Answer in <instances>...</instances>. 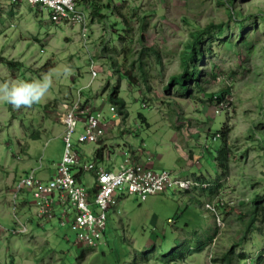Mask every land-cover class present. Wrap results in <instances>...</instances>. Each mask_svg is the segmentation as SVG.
<instances>
[{
    "label": "rangeland",
    "instance_id": "rangeland-1",
    "mask_svg": "<svg viewBox=\"0 0 264 264\" xmlns=\"http://www.w3.org/2000/svg\"><path fill=\"white\" fill-rule=\"evenodd\" d=\"M223 1L76 0L87 21L85 43L76 25L50 22L45 8L27 0H0V85L51 80L39 103L15 108L0 100V264H74L82 249L74 243V232L60 226L55 217L37 218L32 194L17 192L15 187L31 170L37 177H49L64 147L57 110L78 92L110 121L105 159L114 163L112 167L123 160L120 151L128 154L129 148L140 146L175 176L195 175L209 182L219 178L217 199L234 205L218 211L222 225L217 226L204 208L211 200L207 192L169 188L145 198L115 192L118 198L107 211L101 243L80 264H131L134 253L150 247L182 251L184 261L176 264H215L212 259L228 249L245 250L249 257L245 264L255 260L264 264V155L258 136L249 130L257 118L264 123V21L260 18L264 0H230L227 5ZM231 11H238L232 19ZM119 13L126 15L127 24ZM209 23L227 27L224 34L205 38L200 45L202 50L210 49L200 54L198 62L205 92L197 95L203 100L195 99L193 90L184 96L174 92L173 86L166 90L169 77L181 69L179 56L190 32ZM128 44L131 53L124 54ZM141 47L156 48L159 58L150 52L142 57L145 79H140L134 63L137 83L129 84L123 74L120 78L113 74L110 57L129 65L137 60ZM7 60L20 65L11 66ZM117 84L125 116L117 109L109 110L113 104L107 94ZM221 91L223 102L209 100ZM222 127L229 147L225 173L216 164L221 139L212 135ZM35 132L38 136L33 137ZM104 164L110 163L104 160ZM81 180L93 183L89 172ZM253 194L260 197L256 220L244 235L243 222L234 214L243 208L240 200L249 201ZM21 224L26 226L24 231L19 230ZM211 234L203 250L188 255L189 245L196 246ZM102 250L105 255H99Z\"/></svg>",
    "mask_w": 264,
    "mask_h": 264
},
{
    "label": "built area",
    "instance_id": "built-area-1",
    "mask_svg": "<svg viewBox=\"0 0 264 264\" xmlns=\"http://www.w3.org/2000/svg\"><path fill=\"white\" fill-rule=\"evenodd\" d=\"M14 1L16 0H12ZM27 1L41 9L45 8L50 22L54 24L76 25L81 37L86 40V17L76 5V0ZM91 72L95 76V71ZM110 110L114 111L113 106ZM57 116L64 125V147L52 174L48 179L41 180L34 170H31L15 187L17 192L26 190L32 194L37 218L49 221L53 216L56 217L60 226L74 232V243L80 244V247L94 246L96 241L101 240L106 213L114 202L115 192L145 198L173 186L188 187V181L174 179L167 170L153 169L129 151L128 154H123V160L115 169L103 167L97 158L90 162L83 161L81 155L84 145L103 139L110 121H105L99 110L82 104L78 99L63 103L61 110L57 111ZM78 124L79 131L73 142L71 137ZM88 172L93 176L92 185H87L81 180L83 174ZM206 206L213 210L212 206ZM19 227L20 231L26 228L24 225ZM64 237L68 239L66 234Z\"/></svg>",
    "mask_w": 264,
    "mask_h": 264
},
{
    "label": "trees",
    "instance_id": "trees-1",
    "mask_svg": "<svg viewBox=\"0 0 264 264\" xmlns=\"http://www.w3.org/2000/svg\"><path fill=\"white\" fill-rule=\"evenodd\" d=\"M227 3H230V0H226L222 2L223 5H227ZM235 13H238V11L236 12L231 11L229 13V18L230 19L234 18L233 16ZM119 14H120L119 16L122 17L123 22L125 24L126 15L121 14V13ZM142 18L144 19V16ZM260 18L264 21V12H262V16H260ZM141 22H142V27H141L142 29L144 28L145 23H144V20ZM235 22L237 24L238 29L241 31L243 28L241 20H238ZM226 27L227 25L224 23H217V24L209 23L203 29H195L190 32V37L185 42L184 48L181 51L180 56H179L181 69L177 73L172 74L169 77L167 81V85H166V90H169L170 87L173 86L172 87L173 91L174 92L177 91L176 93H178L179 96L187 95L190 92H192L190 90H193V93L194 92L196 93V96L194 98L199 99L200 101L203 100V99H200L197 95V94L205 92L204 87L202 86V83H201V79L203 77L202 76L203 70L199 68L198 62L200 61V57H199L200 54L204 55L205 54L204 50H206L205 52L209 53L210 49L209 47L204 46L202 50L200 49V45L203 43V39L205 38H209L210 40L212 37L215 38L218 35L224 34V30ZM125 31H128V28H126ZM120 38L123 39L124 37L121 36ZM123 51H124V54L131 53V44H128L124 48ZM134 52L135 51L133 50V53ZM149 52L150 54L155 56L156 60L157 58H159V55L157 54L158 51L154 47H148V48L141 47L137 54L138 56L137 60H133L131 63H129V65H126V63L124 62L123 64H118L113 58L110 57V64L112 67L113 74H117L118 78H120L119 76L120 74H123L128 79L129 84L137 83L136 73H134V67H133V64L137 63L136 67L142 76L140 79H145L146 71L143 67L145 63L142 60L143 59L142 57L147 56ZM6 64H9L11 66H18L20 65V62L7 60ZM224 94L225 93L221 91V93L219 94L210 95L209 100L213 101L214 99L215 100L214 103H221L224 101ZM107 100L116 107L119 114H121L122 116H125L127 114L125 110V102L122 98L119 97L118 84L109 90L107 94ZM85 102H87V100ZM48 104L49 102L46 103L45 106L48 107ZM262 108L263 110H261V113L264 112V106H262ZM249 130H250V133L252 134L255 133L258 136L257 141L259 142V147L264 155V123H262V119L257 118L255 121H253V125L252 127H250ZM212 135L214 139L216 138V136H218L221 139V146L220 148L217 149L216 164L218 168L221 169L222 173H225V168L228 162L227 156L229 152V149H228L229 147L226 146L228 142V136L224 130V127L220 128L219 131H217L216 133H213ZM32 136L33 137L38 136V132L33 133ZM101 150L102 148H98L96 150V154L98 155L99 158L102 157ZM220 175L224 176V174H221V173ZM197 179L199 181H204V182L209 183V187L207 188V190L201 189V191L202 192L207 191L210 199H213L214 196L217 195L216 193L219 188L217 183L219 184V178H217L213 182H209L205 179H202V177L201 178L197 177ZM160 193H164V192L162 191ZM218 199L219 200L215 201V204H214L215 210L217 211V213H219L218 211H221L227 207H230V209H233L234 205L228 204L225 200H222L221 198H218ZM259 200H260V197L257 194H253V197L250 198L249 201L244 202L243 200H240L242 201L240 205L243 206V208L234 215L236 216V218L239 219V221L243 222V226H244L243 234L244 235L247 232H250L251 229L253 228L254 222L256 220V214H257L256 204ZM245 205L247 206V208L245 207ZM216 228L218 229V227L216 226L214 230H216ZM104 230L105 228L102 231V236L104 235ZM214 233L216 232L214 231L213 234ZM212 238H213V235L211 234L206 240L200 242L198 245L196 246L189 245L187 249L188 255L193 250H196V251L203 250L206 244L210 242ZM100 243H101V240L99 242L96 241L94 246H87L85 248L79 249L76 253L74 264H80V262L84 261L88 252L92 251L94 254ZM150 248H151L150 250H144L141 252L134 253L131 257L132 260L130 261V263L131 264H151L150 261L154 260L156 262L159 261V262H163L166 264H170V263L176 264L175 262L184 261L185 254L182 251L174 250L173 248H171L169 252H166L167 250H164L161 247H157L155 249H152V247ZM99 255H105V251L104 250L100 251ZM258 257H260V255H258ZM248 258H249L248 254L245 250H242L240 252H235L232 249H228L227 251L223 252L218 257L213 258L212 261L215 264H245ZM251 262H254V260ZM254 264H259L258 260H255Z\"/></svg>",
    "mask_w": 264,
    "mask_h": 264
},
{
    "label": "clouds",
    "instance_id": "clouds-1",
    "mask_svg": "<svg viewBox=\"0 0 264 264\" xmlns=\"http://www.w3.org/2000/svg\"><path fill=\"white\" fill-rule=\"evenodd\" d=\"M86 37H87V35H86ZM85 39H87V38H85ZM83 41H84V39H83ZM84 42L86 43V41H84ZM50 87H51V80L50 79H43L41 81H38V82H35V83H32V84H27L25 86H15V87H13L10 83H4V84L0 85V100L11 104L15 108L28 107V106H31L33 103L41 102L42 99L44 98L47 90ZM77 99L80 100L82 102V104L91 105L90 103L85 102L86 100L82 99L81 92H78L76 94V98L75 99L72 98L71 100H64V101L65 102H72V101L77 100ZM112 106L114 108V111H116V107L114 105H112ZM91 107L95 109V107H93V106H91ZM56 120L62 125V128H63L62 133L64 134V125L62 124V122L60 121V119L58 117L56 118ZM78 131H79V124L77 125L76 132L74 133V135H75L74 138H73V136L71 137V140L73 142H75V140L77 138ZM109 133H110V130L108 128V131H107L106 135H108ZM62 138H63V135H62ZM105 139L106 138L104 137L103 139H101L100 141H98L96 143H87V144H85L84 148H83V154L81 155L82 160L85 161V162H90V161H92V160H94L96 158L97 159H102L104 157L103 149L106 148V145L105 146H101V144L106 141ZM88 144H95V145H98V146H96V148L92 151V150H87L86 146H88ZM98 148H102V150H101L102 157L101 158H99L98 155L96 154V150ZM139 148L142 149V147H140V146H139ZM87 151H89L90 153H87ZM128 151L131 152L130 149ZM106 152H108L107 148H106L105 153ZM85 157H91V160H84ZM52 170H51V174H52ZM34 172H35V170H34ZM169 172H170V174L172 175V177L174 179H178L180 181H188L189 182V185H188L187 188H181V187H177V186L170 187V188H174L175 190L189 192L191 189H196V190H200L201 191V189L207 190V188L209 187V183L204 182V181H199L195 175L191 176V177H179V176L173 175V173L171 171H169ZM38 178H40L41 180H46V178L45 179H43L41 177H38ZM204 192H207V191H204ZM216 196H214V198L211 199L209 202L219 200V199H217ZM209 202H206L204 204V208L212 213L213 218L215 219V222H216L217 226H221L222 224L219 225V223H218L220 221L219 219H221V218H220V216H218V213L215 210V206H214L215 202L214 203H209ZM207 204L212 206L213 210L208 208L206 206ZM111 207H112V205H111ZM106 215H107V213H106ZM170 220L172 222V219H168V221H170ZM105 225H106V223H105ZM13 230H14V228L11 230L12 234H14Z\"/></svg>",
    "mask_w": 264,
    "mask_h": 264
},
{
    "label": "crops",
    "instance_id": "crops-1",
    "mask_svg": "<svg viewBox=\"0 0 264 264\" xmlns=\"http://www.w3.org/2000/svg\"><path fill=\"white\" fill-rule=\"evenodd\" d=\"M108 137V135H106L105 136V138H107ZM106 140V139H105ZM106 144H105V142L104 143H102L101 144V146H105ZM87 147V146H86ZM132 152H131V154L134 156V157H136V158H138V159H141L143 162H146L148 165H150L153 169H156V170H160V169H162V167H160V166H158V160H153L148 154H147V152H144L141 148H139V146L138 147H136V148H129ZM128 149V150H129ZM135 149H137L136 150V152H135ZM87 150H92L93 151V149H91V148H89V149H87ZM105 151H106V148H104L103 149V155H104V157L102 158V159H98V162H99V164H101L103 167H105V168H117V167H112V165L114 164L113 162H110L111 160H108V159H105V156H106V158L108 157L107 156V154L109 155V151L108 152H106L107 154L105 155ZM119 154H121V155H123V152H119ZM104 160H106V161H108L110 164H107V166L104 164ZM121 163V161L120 162H118V164H120ZM50 174H51V170L49 171V176H50ZM91 175V174H90ZM93 177V176H92ZM116 198H118V193H117V195H115V196H113V201L116 199ZM113 204V203H112Z\"/></svg>",
    "mask_w": 264,
    "mask_h": 264
}]
</instances>
